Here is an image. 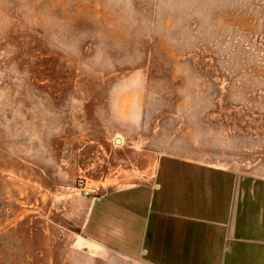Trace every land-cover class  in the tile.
Here are the masks:
<instances>
[{"label": "rangeland", "instance_id": "rangeland-1", "mask_svg": "<svg viewBox=\"0 0 264 264\" xmlns=\"http://www.w3.org/2000/svg\"><path fill=\"white\" fill-rule=\"evenodd\" d=\"M162 157L264 179V0H0V264H145L83 226Z\"/></svg>", "mask_w": 264, "mask_h": 264}, {"label": "crops", "instance_id": "crops-1", "mask_svg": "<svg viewBox=\"0 0 264 264\" xmlns=\"http://www.w3.org/2000/svg\"><path fill=\"white\" fill-rule=\"evenodd\" d=\"M143 173L111 180L92 203L83 227L99 251L145 264H264V179L167 157Z\"/></svg>", "mask_w": 264, "mask_h": 264}, {"label": "built area", "instance_id": "built-area-1", "mask_svg": "<svg viewBox=\"0 0 264 264\" xmlns=\"http://www.w3.org/2000/svg\"><path fill=\"white\" fill-rule=\"evenodd\" d=\"M93 193H96L98 194L99 192V195H100V192H101V188L97 187L96 189H94V191H92Z\"/></svg>", "mask_w": 264, "mask_h": 264}, {"label": "water", "instance_id": "water-1", "mask_svg": "<svg viewBox=\"0 0 264 264\" xmlns=\"http://www.w3.org/2000/svg\"><path fill=\"white\" fill-rule=\"evenodd\" d=\"M119 142V141H118Z\"/></svg>", "mask_w": 264, "mask_h": 264}]
</instances>
